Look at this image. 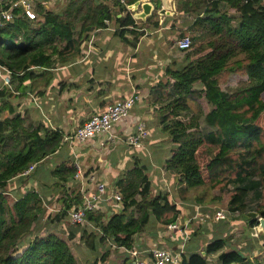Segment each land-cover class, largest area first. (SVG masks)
<instances>
[{
	"label": "trees",
	"instance_id": "1",
	"mask_svg": "<svg viewBox=\"0 0 264 264\" xmlns=\"http://www.w3.org/2000/svg\"><path fill=\"white\" fill-rule=\"evenodd\" d=\"M136 1L66 0L59 12L39 4L34 19L21 7L14 9L12 20L0 22V65L18 82L19 96L48 86L55 64L67 62L78 52L86 33L106 27L108 20L116 22L120 35L132 31L138 36L139 26L127 9ZM3 6L8 8V2ZM176 6L195 17L191 32L198 36L193 38L192 49L184 51L183 68L168 70L174 82H161L154 88L162 91L154 103L161 107L163 130L177 145L165 168L177 177L179 194L185 200L193 196L206 202L194 196V191L207 186L206 191H217L213 199H225L227 209L244 214L248 197L254 196L253 210L264 218V0H177ZM130 25L135 28L127 29ZM233 74L240 76L236 86L224 88ZM6 91L14 95L10 88ZM199 98L212 106L210 111L205 112L200 104L197 110L191 107L190 101ZM6 108L0 105V264H78L69 243L56 233L35 236L21 249L22 237L31 234L44 214V199L35 188L16 198L8 192V182L54 154L66 135L21 114L3 118L1 111ZM8 109L15 112L12 106ZM76 173L72 160L50 172L57 179L55 186L65 190ZM117 185L123 199L121 212L107 221L95 211L87 213V219L100 228L101 243L131 247L152 216L169 224L181 214L168 193L152 194L145 166L135 164ZM72 199L83 203L80 194ZM63 201L67 214L73 204ZM249 224L254 227L259 221L256 218ZM96 237L87 231L83 236L93 250ZM225 244L226 239H216L205 254H184L182 264H210V254ZM218 258L217 264L246 260L238 249L224 251Z\"/></svg>",
	"mask_w": 264,
	"mask_h": 264
},
{
	"label": "crops",
	"instance_id": "2",
	"mask_svg": "<svg viewBox=\"0 0 264 264\" xmlns=\"http://www.w3.org/2000/svg\"><path fill=\"white\" fill-rule=\"evenodd\" d=\"M59 1L62 0L55 2ZM176 1H170L167 6L170 14L155 13L146 21L136 19L130 10L135 25L139 26L138 36L132 31L126 32L124 36L120 35L116 31L117 24L114 20H108L106 27L94 28L87 32L81 39L78 52L70 56L67 62L55 64L50 71V84L42 89L27 91L19 96L20 91L16 90L18 82L11 79V83L6 84L4 78L9 76V72L0 65V105L7 106L1 111V116L4 118L21 114L36 125L43 124L66 135L61 147L29 175H20L8 182L7 190L16 198L35 188L44 199V214L34 224L31 234L22 237V250L27 248L35 236L56 233L69 243L78 264L80 262L76 251L82 254V264H129L130 260L122 249H114L109 241H99L100 228L89 221L87 216L84 223H76L72 221L69 213L73 207L83 205L87 196L97 193L100 183H105L107 191L98 202V207L91 211L102 214L105 221L121 212L122 203L114 197V194L121 193L117 182L136 164L146 167L154 196L168 193L169 198L178 205L181 214L174 222L180 223L186 234L182 235L177 230L169 231L167 224L152 216L144 231L134 237L132 245L142 250L156 245L176 252L186 241L185 255L205 254L211 242L224 238V247L210 254V264H217L219 255L230 249H238L246 256L242 264H264L263 235L259 238L244 228V221L238 218H243V213L235 211L232 218L218 222L202 223L193 218L197 213L210 208H224L220 205L222 200L213 199L217 195L215 191H205L199 195L206 202L198 201L193 196L185 200L179 194L181 185L179 186L177 177L165 168V162L177 145L171 138H163L166 132L161 121V107L154 103L159 98L158 93L160 95L162 91L154 88L161 82H174L167 74L168 70L181 69L186 64V52L176 47V41L181 35L186 32L185 35H191L193 38L198 36V32H191L195 17L179 11ZM7 2L10 6L11 0ZM39 4L44 3L42 0H35L32 9L34 16L29 15L31 19L36 18ZM45 6L49 8L51 5L45 3ZM22 10L25 12V9ZM121 15L119 13L118 17ZM134 28L133 25L127 27L129 30ZM173 29L180 30L181 37L174 39L171 45ZM26 85L30 86V83L26 82ZM9 88L13 90L14 95L6 94L9 93L6 91ZM2 93L5 94L1 96ZM132 95L139 96V101L132 108L130 115L117 122L111 139L108 134H100L82 142L66 140L67 136L73 134L91 116L101 113L108 104ZM204 100L210 111L212 106L205 98ZM190 105L192 108L194 105L198 107L196 99H192ZM11 106L15 110L14 113L8 109ZM141 123L145 125L147 137L140 147L131 146L126 138ZM163 146H167V149H163ZM66 160L74 161L82 172L81 176H74V179L67 183L69 190L55 186L57 179L50 174L52 168ZM155 189L159 190L155 192ZM78 194L83 196V203L73 201L72 197ZM63 199L73 204L67 214L64 213ZM253 211V208L248 206L245 213ZM85 231L97 236L94 250L88 247L83 239ZM247 233L250 234L249 237Z\"/></svg>",
	"mask_w": 264,
	"mask_h": 264
},
{
	"label": "built area",
	"instance_id": "3",
	"mask_svg": "<svg viewBox=\"0 0 264 264\" xmlns=\"http://www.w3.org/2000/svg\"><path fill=\"white\" fill-rule=\"evenodd\" d=\"M7 0H0V21H10L14 15V9L23 8L28 15L34 16L32 9L34 6L35 0H14L11 1V4L8 8H4L3 4ZM43 3L52 5L56 0H42ZM124 2V0H122ZM108 22V21H107ZM193 38L190 35H184L176 41V47L184 52L192 49ZM11 81L10 76L4 78V82L9 84ZM139 101V96L132 95L128 98L118 100L112 104H108L105 109L99 113L91 116L85 123L77 128V130L66 137V140L71 141H85L90 138L99 136L100 134H108V137L111 139L113 137V130L117 122L128 115L136 102ZM147 137V130L145 125L141 123L135 131L128 134L126 141L128 144L134 147H140L143 141ZM76 177L81 176L82 172L77 165ZM36 165H32L26 170L23 175H29ZM107 186L105 183H100L98 186V191L95 194L87 196L84 200V204L79 207H73L70 210V217L73 222L84 223L86 220L87 213L91 210H95L98 207V202L101 197L106 193ZM115 199L118 202L123 201L121 193L114 194ZM235 215V212L230 211L226 208H217V209H207L205 212L197 213L193 218L198 219L200 222H211V221H222L228 220ZM260 218V216H259ZM169 231L178 230L182 235H185V230L181 227L180 223L171 222L167 224ZM253 234V233H252ZM261 230L254 227V235L259 236ZM111 245L114 249L120 248L125 254H127L130 262L129 264H182L183 255L185 253V243L183 242L182 247L176 252L170 251L168 248L153 246L147 250L138 249L136 246L132 245L131 247L119 246L114 242H111Z\"/></svg>",
	"mask_w": 264,
	"mask_h": 264
},
{
	"label": "rangeland",
	"instance_id": "4",
	"mask_svg": "<svg viewBox=\"0 0 264 264\" xmlns=\"http://www.w3.org/2000/svg\"><path fill=\"white\" fill-rule=\"evenodd\" d=\"M65 3H66V0H62V1H59V2H53V4H52L49 8H51V9H53V10L59 12V11L63 8V6L65 5ZM171 32H173L172 35H174V37H172V39L170 40V41H171V45L174 43V39H178L179 37L185 35V34L183 33L181 36H179V32H180V30H178V29H173ZM190 36H191V35H190ZM191 37H192V36H191ZM192 38H193V37H192ZM239 79H240V76H239V75H236V74L231 75V76H230V80L228 81V83H227L226 85H223L224 88H228V87H234V86H236V84H237V82L239 81ZM10 83H11V81H10ZM196 102H197V105L200 104L201 106H203L205 112L208 111V107H207V104H206L204 98H203V99H199V100L196 99ZM193 108H195V110L198 109V107H197L196 105H194ZM203 121H204V120H202V122H203ZM203 123H204V122H203ZM203 128L205 129V131H208V130H209V128H207L206 125H203ZM165 137H169V138H170V136H169L167 133H164L163 138H165ZM158 139H159V138H158ZM170 142H171V141H170ZM165 145H166V144H165ZM163 149H167V146H163ZM154 150H155V149H154ZM230 186H231V185H230ZM232 186H233V185H232ZM231 189H232V188H231ZM157 190H159V189H157ZM157 190L155 189V192H157ZM193 190H195V189H193ZM206 190H208L207 186H201V187H199V188L196 189L194 196L201 195V194H203ZM215 192H217V191H215ZM227 192H228V191L225 190L224 193H223V195L225 196V195L227 194ZM121 195H122V194H121ZM247 200H248V204H249L248 206L251 207V208H255V206H256V204H257V199H255L254 196H253V197L250 196V197H248ZM220 205H221V207L227 208V206H226V200L223 199V200L221 201ZM247 209H248V208H247ZM246 212H247V211H246ZM248 213H249V212H248ZM246 214H247V213H244V215H246ZM238 218H239L240 221H244L243 226H244V228H245L247 231H249V232L252 231V233H254V227H251L250 224H249L246 220H243L242 217H238ZM255 218H257V219L259 220V215L256 216ZM255 218H254V219H255ZM249 219H250V218H249ZM248 221H249V220H248ZM250 222H252V221H250ZM247 231H246V232H247ZM240 232H242V231H240ZM242 234H243V233H242ZM252 235H253V234H252ZM247 236L249 237L250 234L247 233ZM261 236H262V234L259 235V238H260ZM60 237H61V236H60ZM62 238H63V237H62ZM249 239H250V238H249ZM252 245H254V244H252ZM255 245H257V244H255ZM76 253H77V256H78V258H79V262H80V264H82V261H84V260H83V257H82V254H81V253L79 254L78 251H76ZM74 255H75V254H74ZM259 257H260V256L257 257V260H259ZM252 264H257V263H252Z\"/></svg>",
	"mask_w": 264,
	"mask_h": 264
},
{
	"label": "water",
	"instance_id": "5",
	"mask_svg": "<svg viewBox=\"0 0 264 264\" xmlns=\"http://www.w3.org/2000/svg\"><path fill=\"white\" fill-rule=\"evenodd\" d=\"M173 0H137L133 4L127 6L128 10L134 13L136 19L146 21L149 17H152L155 13L158 15L170 14L167 9L169 2ZM257 216L256 212H249L243 216L245 220L253 221ZM250 218V219H249ZM257 228L261 230V234L264 235V218H259V224ZM241 253V252H240ZM242 254V253H241Z\"/></svg>",
	"mask_w": 264,
	"mask_h": 264
},
{
	"label": "clouds",
	"instance_id": "6",
	"mask_svg": "<svg viewBox=\"0 0 264 264\" xmlns=\"http://www.w3.org/2000/svg\"><path fill=\"white\" fill-rule=\"evenodd\" d=\"M258 216V215H257ZM256 219V218H255ZM258 220V219H257ZM259 221V220H258ZM257 226V225H256ZM256 226H254V227H256Z\"/></svg>",
	"mask_w": 264,
	"mask_h": 264
}]
</instances>
